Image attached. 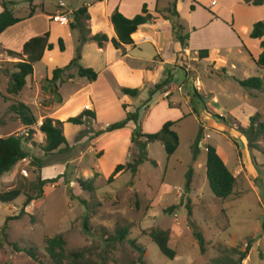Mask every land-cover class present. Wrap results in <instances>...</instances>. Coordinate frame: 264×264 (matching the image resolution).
Instances as JSON below:
<instances>
[{
    "label": "rangeland",
    "instance_id": "1",
    "mask_svg": "<svg viewBox=\"0 0 264 264\" xmlns=\"http://www.w3.org/2000/svg\"><path fill=\"white\" fill-rule=\"evenodd\" d=\"M7 1L16 4L11 10L16 18L22 20L33 8L32 0ZM57 1L41 0L38 3H43L45 12L51 14L56 11ZM63 1L69 4V0ZM173 3L170 2L164 11H159L161 17L169 19L171 31L172 26L179 25L178 19L170 12ZM68 8L71 10L68 6L66 10ZM180 11V24L185 27L187 11L184 6L180 7ZM155 19L160 20V17ZM248 20L247 15H241L238 24L246 25ZM50 21L39 10L31 24L36 32H41ZM154 24L152 22L145 27L155 29ZM57 26H53L55 34H60L62 30ZM86 26L89 27V21ZM17 27L21 29L23 21ZM235 29L245 34L239 27ZM221 31L210 28L195 32L191 44L194 50L201 44L223 45L225 49L220 56L225 60L224 65L217 67L200 63L195 52H183L175 64L181 70L165 68L164 77L170 78L175 89L181 88L169 99L180 104L176 107H171L172 103L168 106L163 97L158 101L151 100L153 87L147 85L136 98L123 97L115 93L113 85H108L106 76L101 73L97 83L98 95L74 102L79 107L93 104L95 120L88 119L80 130L71 124H64L68 147H61L52 155L42 151L45 136L39 131V126L45 118L56 116L62 105H57L53 96L44 93L41 88L45 79L51 77L48 75L51 68L65 67L68 59L74 56L75 41L67 39L64 54L60 50L49 51L42 62L34 66L37 84H34L33 78L28 80L29 86L23 90L22 96L7 93L10 76L14 72L12 63L17 60H8L4 52L0 54V133L28 139L23 143L28 157L19 163V171L15 167L0 179V194L23 181L24 193L33 197L37 194L35 185L38 178H58L55 184L42 188L41 197L26 208V214L20 219L14 218L22 209L25 197L11 204L0 203V264H54L45 248L46 242L58 235L65 241L67 258L62 264H141L138 262L140 254L128 241H135L144 249V264H264V137L258 140L257 150H249L243 139L238 140L243 135L236 126L237 123L247 128L249 118L254 115H257V124L264 123V88L261 91H246L239 84L249 78L264 79V70L254 63L258 46L244 40L240 43L231 41ZM53 43L57 45V39ZM143 47L145 52L152 51L150 43ZM226 48L230 49L229 54L225 52ZM94 49L88 48L89 60L97 59L90 69L98 75L103 70V54H95ZM86 64L85 60L80 62L82 68H86ZM146 68L153 69L152 63H148ZM69 73L76 75V70L71 69L63 78ZM86 83H89L86 79L75 77L65 85L60 84L59 94L68 97ZM36 85L39 86V95L36 94ZM195 91L198 97L194 95ZM18 103L26 104L31 110L36 120L31 128L24 127L17 115L11 112L10 107ZM123 105L129 106V112L141 109L139 124L129 123L123 130L95 138L94 134L99 129L125 119ZM70 107L71 104H66L61 111L64 122L67 116H73L79 110L78 106ZM231 116L238 122H234ZM167 122H177L172 130L178 136L179 146L173 156L167 157L161 142L149 143L146 147L147 160L139 167L137 175L126 171L108 183L117 165L132 162L138 157L137 145L131 142L133 131L137 129L143 134L153 135ZM29 129L33 130V134L27 137ZM199 129H202L203 139L194 159L193 144ZM205 145L216 149L233 174L242 157L241 146L245 147L246 164L252 166L248 170L243 166L245 176L241 172L242 179H238L236 194L224 202L216 199L209 188ZM190 170L191 192L190 189L185 190ZM16 172V181L9 185ZM248 179L251 184L247 183ZM80 180H92L93 190H82L78 184ZM189 192L191 199L187 196ZM70 197L74 200L71 201ZM77 199L85 201L86 205ZM186 207L191 209L190 218H187ZM170 208L173 209L170 211ZM123 228H128L127 240L123 243L113 241L116 232ZM155 230L169 232L168 246L175 252L173 260L163 256L151 242L149 233ZM194 233L203 236L204 253ZM247 246L250 247L248 256L242 260ZM28 250L35 252L36 260L27 255ZM73 254L80 256H70Z\"/></svg>",
    "mask_w": 264,
    "mask_h": 264
},
{
    "label": "trees",
    "instance_id": "2",
    "mask_svg": "<svg viewBox=\"0 0 264 264\" xmlns=\"http://www.w3.org/2000/svg\"><path fill=\"white\" fill-rule=\"evenodd\" d=\"M34 0H32L33 2ZM103 1V0H99ZM194 2V0H191ZM244 4L252 5V6H261L264 4V0H244ZM16 4L12 1L0 0V7L2 8V12L0 13V35L5 32L8 28L15 26L22 22V19L16 18L11 10V7ZM195 7L192 4L190 6V10L194 11ZM171 15L175 18H179V14L176 9V3L174 2L172 5V10L170 11ZM35 14V9L32 8L29 17H32ZM161 14V12H160ZM53 16L49 19L52 21ZM164 20H169L167 17H163ZM152 16L149 14L147 10V6L143 5L141 13L135 16L133 19H127L123 17L117 10H115L111 17L110 22L113 26L114 32L116 34V39H113L112 45L114 49L121 51L124 54L125 47L133 45L132 37L136 34L139 27L148 24L152 20ZM90 20L88 15L87 8L81 7L76 12L72 14V22L69 27L73 31L78 32V47L75 51V57L63 68H55L52 72V78L50 80H46L44 85L42 86V91L44 93H49L53 96L54 101L57 105L62 104V99L58 94L57 83L65 84L70 80H73L75 77L86 79L89 83H94L97 80V73H95L92 69L82 68L79 64L81 60V47L88 43L94 42L100 48L108 42V39L103 34H96L91 36L90 31L86 26V22ZM172 34L173 38L177 43L181 45L182 48L187 47L188 35L183 33V29L180 25L172 26ZM49 33L46 32L41 36H37L31 38L27 42L24 43L21 52H13L9 50L2 49L0 45V54L4 52L6 56L10 59L17 60V62L12 63L14 72L10 76V81L7 88V93L9 95L17 96L21 93V91L26 86V79L33 75L34 65L39 63L45 52L52 51L53 45L49 41ZM250 38L253 40L260 41V49L261 53L258 56L255 64L258 68L264 70V20L257 22L253 25ZM60 52H64V43L62 39H58L57 41ZM208 52L206 50L199 51L198 57L200 59L207 58ZM76 70V75L73 73L67 74L66 78H63V75L66 74L71 69ZM170 84V79L160 82L155 85L153 88V93L162 92L166 86ZM240 86L246 91H261L264 88V79L261 78H249L244 81L239 82ZM120 93L123 96L136 98L139 96L140 91L138 89H130V88H121ZM152 93V94H153ZM151 94V95H152ZM197 94V95H196ZM198 97V93L194 94ZM200 98V97H199ZM150 101V100H149ZM148 101V102H149ZM147 102V104H148ZM125 111V119L121 122L111 124L107 126L105 129L99 130L94 134L95 138H98L102 135L123 130L129 123H133L135 126L139 124V111L138 108L135 112L127 111V106H122ZM11 112L17 115L18 119L21 121L22 125L26 128H31L36 124V120L29 109L28 106L18 103L14 104L10 107ZM95 113L93 111L84 110L79 115L67 119L65 122H60L57 120H53L51 118H45L41 125L39 126V131L45 136V145L42 147V151L46 155H52L53 153L60 151L61 147L67 148V140L63 132L64 124H71L73 126H82L84 123L89 120H95ZM234 122H238L235 119L231 118ZM177 122H167L165 123L161 130L153 135H147L141 133L140 130H134L131 137V142L137 145L138 148V157L132 162H128L124 165H117L114 169L113 174L108 179V183H112L114 178L123 174L124 172H130L133 176L138 174L139 167L147 160L146 157V147L149 143L161 142L165 153L168 158L172 157L176 152L179 146V140L177 134L172 130V127ZM238 132L243 135L247 142V148L249 150H257V142L260 138L264 137V123L257 124V115H254L249 118V126L247 128H243L239 125ZM27 137L33 134V130L29 129L26 133ZM143 139L144 141H141ZM203 139L202 129H199L196 140L193 144V155L194 159L198 153V146ZM24 139L21 136H7L6 138H0V179L7 173L11 172L20 162L25 160L28 156L27 153L23 150ZM206 149V179L209 185V188L213 194V196L224 202L231 198L234 195V188L236 186V178L233 174L227 169L226 165L219 157L216 149L210 145H205ZM34 164V163H33ZM37 168H41L40 165L34 164ZM192 179V171L190 170L186 176V186L185 190H189L190 183ZM58 181V178L54 179H40L35 185V190L37 194L33 197L27 196L24 193L23 181H19L13 188L8 191L0 194V203L2 204H11L20 197H25V201L22 204V209L18 213V215L14 219H20L26 213L25 210L28 206L39 199L42 195V188L47 184H55ZM80 188L86 192H91L93 190L92 180L90 181H78ZM70 200L73 201V197H70ZM79 200V199H77ZM82 205H86V202L83 200H79ZM173 208H170V211ZM187 209V218H190L192 215L191 209L186 207ZM86 220V219H85ZM188 223V220H187ZM86 226V223H85ZM128 228L120 229L116 232V236L113 241L118 243H123L127 240ZM194 237L196 238L200 250L202 253L205 252V241L203 236L200 233H194ZM149 238L152 243H154L159 252L168 258L169 260H173L175 258V252L169 248V232L162 230H155L149 233ZM129 245L135 249L140 257L138 258V262L144 264L142 260V255L144 254V249H142L135 241H128ZM65 241L61 235H58L52 239H49L46 242V254L53 261L54 264H62L63 260L66 257L65 255ZM250 247L247 246L245 251V255L242 257L244 260L249 253ZM27 255L33 260L37 259V256L34 251L28 250ZM73 257H79L80 254L70 255Z\"/></svg>",
    "mask_w": 264,
    "mask_h": 264
},
{
    "label": "crops",
    "instance_id": "3",
    "mask_svg": "<svg viewBox=\"0 0 264 264\" xmlns=\"http://www.w3.org/2000/svg\"><path fill=\"white\" fill-rule=\"evenodd\" d=\"M38 1L41 0H34L32 2V7L35 9V14L32 17L28 18L30 14L29 13L28 16L23 18V27L21 29H19L17 26L20 25L22 22L16 24L13 27L8 28L5 32H3L0 35V45L3 49L19 53L21 52L25 42H27L31 38L41 36L44 33L48 32L50 35L49 41L53 45V50H52L53 52L55 50L59 51L58 44L55 45L53 43L55 39H57V41L58 39L63 40L65 51L62 52V54H64L67 50L66 48L67 39H72L75 41L74 51H76L78 47V32L71 30L69 25L72 22V18H71L72 14L84 6L87 8L88 15L90 17L89 27H88L90 31V35L93 36L96 34H103L108 39V42H106L102 48H100L94 42H88L81 47L80 62L85 60L87 62L85 67L89 69L90 67L91 68L93 67V64L97 63V59L93 58L92 60H89L90 52L88 51V48H96V50L95 49L94 50H95V54L97 55L103 54L101 59L104 61V63L102 64L103 70L102 72L98 73L97 80L94 83H86L85 85H80L68 97H63L59 94V88L62 85H65L66 83L62 84L61 86L60 83H57L58 94L60 95L61 99L63 98L61 104L62 108L59 110V112H57L56 116L51 118H53V120H57L60 122H64L63 119L61 118V111L63 110L66 104H71L70 108H74L76 106L79 107V105H74V102L84 97H91L92 99V97L95 98L96 94L98 95L97 83L99 80L98 76H100L101 73L106 76L108 85H113L112 89L114 91L116 90L115 93L118 92L119 94L121 88L138 89L140 92L144 90L146 85L154 88L155 85L160 83V80L162 78H164V80L167 79L164 77L165 68L168 67V68H174L175 70L176 69L181 70L175 64L177 58L180 55H182L183 52H195L198 57L199 51L206 50L208 52L207 58L200 59L198 57L200 63H208L212 66L214 65L217 66L219 64L224 65L225 60L220 56V52L223 49H225L223 45H216V43L201 44V46L198 45V47L195 50L193 49L194 47L191 44V41L194 35L196 34L195 32L201 31L203 29L205 30H209L210 28H213V30L220 29V31L222 30L221 32L223 33V36H227V39L231 41L237 40L238 43H240L244 40L246 43L251 42V44H253L254 46H258L259 49L258 51H256V54L254 56L255 57L254 63L261 53V49L259 46L260 41L251 39L250 33L255 23L264 20V4L261 6L246 5L243 3L244 0H194V2H192L191 0H103V1L90 0L89 2L84 0L81 1L69 0L68 2L69 4L67 5L63 0H58L55 4L56 11L52 12L51 14H48L45 12L44 4L38 3ZM74 2H76V4L75 6H72ZM160 2H164L165 4L161 5ZM170 2L176 3V9L179 14V18H178L179 25L183 29V33L188 35L189 37L187 40L186 48H182L181 45L175 41V39L171 34L172 31H171V26L169 25V21L164 20V18L160 16L161 14L159 11H164L165 9H167ZM213 2H215L214 5H212ZM59 3H63L65 7L60 8L58 6ZM192 4L195 7L194 11L190 10V6ZM143 5L147 6V10L153 19L148 24L139 27L136 34L132 37L133 45L125 47V51L123 54L121 51L114 49L112 45L111 41L113 39H116V34L110 22V17L112 13L115 10H117L123 17L127 19H133L135 16L141 13ZM67 6L71 7V10L70 8L66 10ZM181 6H184L187 11L185 13V17H186V23H184L185 27H183V25L180 24L182 19V15L180 11ZM39 10L42 11V14L46 15L47 20L51 16L63 15L67 18L68 22L63 25L52 21L54 24L53 25L51 24L50 21L45 26L44 30H42L41 32H36L31 24V21L36 17ZM1 12H2V8L0 13ZM241 15H247V17L249 18L248 23L246 25L238 24L239 23L238 18ZM157 17H160V20L155 19ZM152 22L155 23L154 24L155 29H148V27H145L151 25ZM55 24H57L58 25L57 27L62 30L60 34H55L56 28H53ZM235 27H239V29L244 30L245 34L240 33L237 29H235ZM186 30L188 33L186 32ZM143 37H147L149 40L144 41ZM148 43L151 44L152 51L147 50V52H145V48L143 47V45ZM225 52L229 54L230 49L226 48ZM48 53L49 51L44 53L42 60L47 56ZM74 57L75 54L74 56L69 58L68 61L70 62ZM7 59L9 60L10 58L7 57ZM42 60L40 62H42ZM148 63H152L153 69L147 70L146 65ZM232 67H234V65H232ZM53 70L54 69L52 68L49 70L48 75H51V77L50 78L48 77L45 80H50L52 78ZM32 78L34 84H37L36 81L34 80V72H33V75L26 79V86L24 87V89L27 86H29L28 80H32ZM35 88H36V94L39 95V86L36 85ZM23 90L20 93L21 96L23 94ZM176 91L180 92L181 88L175 89V87L171 84L170 81V84L166 86L162 92H157L154 94L153 91H151L150 98L153 101L154 100L158 101L161 99V97H163L162 99H166L168 101V106L170 103H172L171 107H176L177 105L180 104H177L175 102H170L169 100ZM166 94L167 96H165ZM180 96L182 98V95ZM123 97H127V96H123ZM84 110L93 111V104L87 103L83 107H79V110L75 115L76 116L79 115ZM75 115L67 116V117L69 119L75 117ZM232 118L235 119L234 117ZM235 120L237 121V119ZM83 126H85V123L82 126H76V127H78L80 130V128ZM3 134L4 132L0 133V138L7 137L6 135ZM239 139L240 140L243 139L245 145L247 146L245 138L243 136L240 135L238 140ZM240 152L242 154V157L241 159H239L240 162H237L238 167L236 172L234 174L232 173L233 176L236 178V182H237V185L234 188V194H236L237 192L236 187H239L238 179H242V173L245 176L243 166L245 167L246 170L252 168L251 165L246 164L247 160L246 157L244 156L245 147L241 146ZM19 166L20 164L16 166L18 168V171H19ZM17 174L18 172H16L15 175H12L10 179L11 182L9 183V185L14 184V181H16L15 179ZM247 183L251 184L249 179L247 180ZM190 192L187 195L189 199H191Z\"/></svg>",
    "mask_w": 264,
    "mask_h": 264
},
{
    "label": "built area",
    "instance_id": "4",
    "mask_svg": "<svg viewBox=\"0 0 264 264\" xmlns=\"http://www.w3.org/2000/svg\"><path fill=\"white\" fill-rule=\"evenodd\" d=\"M214 4H215V2L212 3V5H214ZM58 6L60 8H64L65 7V5L63 3H59ZM51 19H52L53 22H56V23H59V24H66L68 22L67 18L65 16H63V15H55ZM143 40L147 41L146 39H143ZM21 174L25 175V172L21 171Z\"/></svg>",
    "mask_w": 264,
    "mask_h": 264
},
{
    "label": "bare ground",
    "instance_id": "5",
    "mask_svg": "<svg viewBox=\"0 0 264 264\" xmlns=\"http://www.w3.org/2000/svg\"><path fill=\"white\" fill-rule=\"evenodd\" d=\"M64 25V24H63ZM143 39L149 40L147 37H143Z\"/></svg>",
    "mask_w": 264,
    "mask_h": 264
},
{
    "label": "water",
    "instance_id": "6",
    "mask_svg": "<svg viewBox=\"0 0 264 264\" xmlns=\"http://www.w3.org/2000/svg\"><path fill=\"white\" fill-rule=\"evenodd\" d=\"M199 146H201V143L199 144Z\"/></svg>",
    "mask_w": 264,
    "mask_h": 264
}]
</instances>
